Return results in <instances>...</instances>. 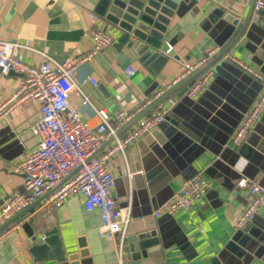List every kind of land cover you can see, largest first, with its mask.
Instances as JSON below:
<instances>
[{
	"label": "crops",
	"instance_id": "0c3cea01",
	"mask_svg": "<svg viewBox=\"0 0 264 264\" xmlns=\"http://www.w3.org/2000/svg\"><path fill=\"white\" fill-rule=\"evenodd\" d=\"M98 3L99 0H0V38L21 41L58 61L80 57L92 47L90 13H97ZM229 13L240 20L239 24L228 18ZM101 26L107 28L104 18ZM114 34L108 48L91 61L80 63L74 73L89 101L74 91L70 109L84 114L92 126L100 123L93 106L106 108L110 113L119 109L135 112V119L151 105L145 106L162 84L182 71L183 61L200 60L207 56L209 48L221 47L203 65H210L208 69L214 71L209 87L196 99L171 95L178 102L169 111L168 119L131 145L126 156L116 155L110 161L116 177L114 196L121 207L130 205L132 209L123 242V264H264V206L254 219L240 229L236 226L250 198L249 189L238 186V180L245 176L264 184V115L242 146L233 147L231 142L261 84L238 64L224 58L231 54L254 67H262L264 8L257 9L244 0H182L166 36L172 46L171 57L158 70L141 61L120 40L122 32L115 29ZM21 55L36 65L43 59L31 49H22ZM130 65L136 70L133 76L126 75ZM90 76L98 80V87L89 81ZM22 81L21 74L0 70V105ZM40 116L36 101L0 113V206L11 195L24 191L21 174L15 168L37 145L31 126ZM124 127L119 130L120 136L131 128ZM154 131L164 136L163 143L152 135ZM147 136L168 173L152 187L143 178L135 179L137 174H144L140 142ZM105 142L98 154L105 153L114 140ZM200 171L212 180L207 195L188 210L156 217L154 211ZM51 195L52 191L46 193L0 230V264H120L121 237H100L101 216L98 211H88L80 196L69 197L56 210L52 221H45L38 210ZM26 221L41 234L56 227L66 258L35 261L22 227ZM144 229H156L159 243L148 247L145 253L141 248L132 250L128 239ZM81 251L88 254L81 256ZM70 255L78 259L71 260Z\"/></svg>",
	"mask_w": 264,
	"mask_h": 264
},
{
	"label": "built area",
	"instance_id": "2783aa9c",
	"mask_svg": "<svg viewBox=\"0 0 264 264\" xmlns=\"http://www.w3.org/2000/svg\"><path fill=\"white\" fill-rule=\"evenodd\" d=\"M244 2H252L257 9L264 8V0H244ZM90 16L93 23L89 30L92 40L90 51L80 57H69L64 61H58L21 41L0 38V70L5 74L15 71L23 77L22 84L15 93L0 105V113H5L13 106H23L36 101L40 105L41 115L31 126V130L38 138L37 145L25 154L15 168L16 172L21 174L24 191L11 195L0 206V226L52 191V195L38 210L45 221L50 222L56 210L69 197L78 195L88 211L99 212L102 219L98 228L100 237L108 239L121 237L119 263L123 264V242L132 220V209L130 205L121 207L114 196L116 177L110 161L116 155L126 156L131 145L162 124L178 99L169 96L158 103L150 116L143 117L136 126L131 127L122 136L117 135L118 131L134 118L135 112L119 109L110 113L106 108L93 106L100 117V123L92 126L84 114L70 109L71 95L74 91H78L86 101H89L87 93L74 78L78 65L91 61L98 53L108 48L115 36V28L101 26L103 18L98 13L91 12ZM22 49H31L40 53L43 57L41 63L36 65L26 61L21 55ZM220 49V46H214L209 48L207 56L200 60L183 61L182 71L171 80L164 82L145 106L152 104L200 69L207 59L218 53ZM171 51L170 45L166 53ZM224 58L238 64L261 84L259 93L232 134L233 147H240L247 141L249 134L264 115V71L231 54H225ZM135 73L136 70L132 65L126 68L127 76H133ZM213 76L212 69L205 70L188 88L186 95L196 99L209 87ZM89 81L94 87H98L99 82L95 77L90 76ZM113 136L114 142L107 147L105 153L95 154L102 144ZM74 170L76 172L70 176ZM67 177L69 178L64 181ZM237 185L247 187L250 193L249 201L242 209L236 223L237 228L240 229L247 221L254 219L264 206V184L243 176L238 180ZM211 188L212 180L204 171H200L187 179L179 190L166 199L154 211V215L160 217L163 214H173L180 209L188 210L204 198Z\"/></svg>",
	"mask_w": 264,
	"mask_h": 264
},
{
	"label": "water",
	"instance_id": "95a60500",
	"mask_svg": "<svg viewBox=\"0 0 264 264\" xmlns=\"http://www.w3.org/2000/svg\"><path fill=\"white\" fill-rule=\"evenodd\" d=\"M181 1L182 0H99L96 11L104 18L107 27H114L122 32L120 40L139 57L141 61L145 62V64H149L154 70H158L159 66L161 64L165 65L171 57V53H166L171 45V42L166 39V36L174 13ZM227 16L235 24H239L240 20L236 18L235 15L229 13ZM209 66L210 65H205L201 67L155 100L140 115L126 124L124 130L132 127L134 123L144 115L150 116L151 111L158 103L174 93H177L178 96L186 95L188 88L194 84L196 79L207 70ZM261 70L264 71V64ZM166 119H168V116H166ZM121 134L122 131H118L117 135L120 136ZM152 135L157 138L159 143L164 142V136L158 131H154ZM114 139V136L111 137L105 144L111 143ZM151 143L152 139L150 136L143 138L140 142L142 147L141 166L144 174H137L135 176L136 180L141 178L145 179L150 187L166 178L168 174L154 151H152L150 146ZM100 150L101 147L95 154H98ZM139 166L140 164L137 163V170H140ZM75 172L76 170H74L70 176ZM69 177L64 179V181ZM33 204L7 221L0 227V230L32 208ZM22 227L27 234L29 251L33 255L35 261H42L53 257L60 260L66 258L56 227L45 231L43 234L36 232L31 223L27 221L23 223ZM128 240L132 242L130 246L132 250L141 248L144 250L143 253H145L148 247L157 245L160 239L156 229H144ZM80 253L81 256H86L88 254L87 251H81ZM68 258L71 260L78 259L76 255H70ZM76 262L78 261H74L72 264H78Z\"/></svg>",
	"mask_w": 264,
	"mask_h": 264
}]
</instances>
